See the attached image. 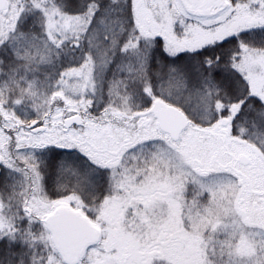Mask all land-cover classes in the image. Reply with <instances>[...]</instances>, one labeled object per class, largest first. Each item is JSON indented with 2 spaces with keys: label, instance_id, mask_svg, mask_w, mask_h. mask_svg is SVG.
<instances>
[{
  "label": "snow or ice",
  "instance_id": "snow-or-ice-1",
  "mask_svg": "<svg viewBox=\"0 0 264 264\" xmlns=\"http://www.w3.org/2000/svg\"><path fill=\"white\" fill-rule=\"evenodd\" d=\"M0 264H264V0H0Z\"/></svg>",
  "mask_w": 264,
  "mask_h": 264
}]
</instances>
